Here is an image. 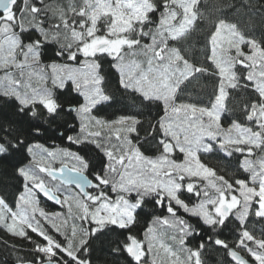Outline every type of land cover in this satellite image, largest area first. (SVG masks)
<instances>
[{
	"label": "snow or ice",
	"instance_id": "snow-or-ice-1",
	"mask_svg": "<svg viewBox=\"0 0 264 264\" xmlns=\"http://www.w3.org/2000/svg\"><path fill=\"white\" fill-rule=\"evenodd\" d=\"M201 6L0 0V264H264V0Z\"/></svg>",
	"mask_w": 264,
	"mask_h": 264
},
{
	"label": "trees",
	"instance_id": "trees-1",
	"mask_svg": "<svg viewBox=\"0 0 264 264\" xmlns=\"http://www.w3.org/2000/svg\"><path fill=\"white\" fill-rule=\"evenodd\" d=\"M233 3H239V0H202L201 10L205 14V19L198 22L197 31L192 35V41H198L199 44H202L204 41L205 34L211 30L214 21L220 16H227L229 19H236L234 16V9L230 7ZM204 5H207L205 8ZM228 6V7H224ZM255 35L257 38L261 35V29L257 27ZM199 44L197 46H199ZM211 82L208 83V88L205 92L201 94L199 99L204 102H207L208 96L211 93ZM220 160L217 156L209 157L205 160L206 163H209L210 166L219 168L221 164H227L229 174L234 171L238 165L239 158H233L231 161H218ZM6 166V165H5ZM224 174V173H221ZM9 188L7 191L9 193H14L15 188L12 185L15 184V181L8 180ZM49 210H60L59 206L52 204L51 202H45ZM97 251L94 253V256L97 257L96 264H113V258L109 255L107 249L104 251L99 250V244H97ZM204 259L206 264H227L228 258L224 256L222 251L216 249L208 250ZM121 264H123V258H121Z\"/></svg>",
	"mask_w": 264,
	"mask_h": 264
}]
</instances>
